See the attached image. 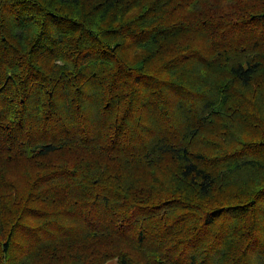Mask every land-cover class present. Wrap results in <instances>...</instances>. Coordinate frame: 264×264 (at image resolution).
<instances>
[{
	"label": "trees",
	"instance_id": "16d2710c",
	"mask_svg": "<svg viewBox=\"0 0 264 264\" xmlns=\"http://www.w3.org/2000/svg\"><path fill=\"white\" fill-rule=\"evenodd\" d=\"M264 264V0H0V264Z\"/></svg>",
	"mask_w": 264,
	"mask_h": 264
},
{
	"label": "rangeland",
	"instance_id": "374dc122",
	"mask_svg": "<svg viewBox=\"0 0 264 264\" xmlns=\"http://www.w3.org/2000/svg\"><path fill=\"white\" fill-rule=\"evenodd\" d=\"M106 264H117L115 260H111L109 262H107Z\"/></svg>",
	"mask_w": 264,
	"mask_h": 264
}]
</instances>
